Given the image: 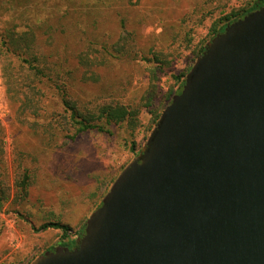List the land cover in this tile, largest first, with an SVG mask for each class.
I'll return each instance as SVG.
<instances>
[{"label":"rangeland","instance_id":"374dc122","mask_svg":"<svg viewBox=\"0 0 264 264\" xmlns=\"http://www.w3.org/2000/svg\"><path fill=\"white\" fill-rule=\"evenodd\" d=\"M256 1L24 0L38 28L27 52L4 43L11 15L0 13V264H31L81 236L201 49ZM61 14L67 31L49 44ZM106 105L125 119L108 121Z\"/></svg>","mask_w":264,"mask_h":264},{"label":"water","instance_id":"95a60500","mask_svg":"<svg viewBox=\"0 0 264 264\" xmlns=\"http://www.w3.org/2000/svg\"><path fill=\"white\" fill-rule=\"evenodd\" d=\"M31 264H264V7L206 44L77 246Z\"/></svg>","mask_w":264,"mask_h":264},{"label":"trees","instance_id":"16d2710c","mask_svg":"<svg viewBox=\"0 0 264 264\" xmlns=\"http://www.w3.org/2000/svg\"><path fill=\"white\" fill-rule=\"evenodd\" d=\"M24 2V0H0V13L4 14H10L11 15V20H7L5 23L9 25V27L4 31L3 30V40L4 43L7 44V46L11 49V46L14 47V49L16 50L17 47H22L27 49V51H29L33 45L32 43L37 39V35L36 32L38 30V28H36V26L31 25V18L32 16L29 14V9L27 6L23 5L22 3ZM27 7V8H25ZM261 7H264V0H257L256 3L249 8L248 10H246L243 14L239 15L237 17V19L241 18L242 16H245L247 13L259 9ZM23 9V10H20ZM17 14V16H16ZM56 14V13H54ZM1 15V14H0ZM66 14H61V15H54V20L53 22L56 21V24H48V27H46V29L44 30L45 33L48 34V43L49 44H55L56 42V38L54 37L56 35L57 32H66L68 26L65 25H61V26H57L63 19H65ZM49 19V18H48ZM237 19H233L231 21H228L226 23H224L219 29L216 30L215 34L213 35V37H215L218 33L224 31V29L226 28V26L237 20ZM52 22V23H53ZM74 24V23H72ZM22 26L24 27L23 32H20V28H22ZM212 37V38H213ZM16 41L18 42V44H15ZM206 46H204L201 49L200 55L204 52ZM34 68L37 70V72L43 73L41 68H38L37 66H34ZM48 70H50L49 68V63H48ZM186 78V77H185ZM185 78L182 80L181 85L179 86L178 89H176V91L172 94V97L168 103V105L170 104V102L172 101V98L174 95L179 94L182 91L183 85L185 83ZM66 104L70 103L69 101L65 100ZM167 105V106H168ZM166 106V107H167ZM102 115L104 117H106L108 119V121H122L125 119L127 111L123 108H112L109 105L103 106L102 108ZM160 118V116H159ZM158 118V120H159ZM158 120L156 122H158ZM81 125V129H86V128H92V127H96L95 124H91L89 121H82L80 122ZM102 204V203H101ZM100 204V205H101ZM86 225V224H85ZM48 227H54V228H62L65 231L68 230V227L58 223V222H49L44 224L41 228L42 229H46ZM85 229V226H84ZM84 232V230H83ZM82 232V233H83ZM83 235V234H82ZM76 243V240H69L66 243L63 244V246H69L71 248L72 245H74ZM55 248V247H54ZM54 248L50 249L53 250ZM49 251V250H48Z\"/></svg>","mask_w":264,"mask_h":264},{"label":"flooded vegetation","instance_id":"af4514ba","mask_svg":"<svg viewBox=\"0 0 264 264\" xmlns=\"http://www.w3.org/2000/svg\"><path fill=\"white\" fill-rule=\"evenodd\" d=\"M242 17H243V16H242ZM82 234H83V233H82ZM82 234H81V236H80L79 238L76 239V243H75L74 245H72L71 248H74V247L77 246V244H78V240L82 237Z\"/></svg>","mask_w":264,"mask_h":264}]
</instances>
